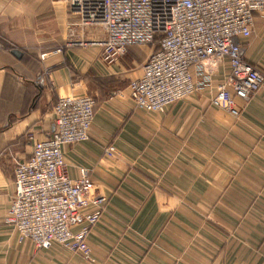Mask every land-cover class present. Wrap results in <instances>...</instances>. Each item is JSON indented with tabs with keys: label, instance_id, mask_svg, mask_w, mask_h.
I'll return each mask as SVG.
<instances>
[{
	"label": "crops",
	"instance_id": "1",
	"mask_svg": "<svg viewBox=\"0 0 264 264\" xmlns=\"http://www.w3.org/2000/svg\"><path fill=\"white\" fill-rule=\"evenodd\" d=\"M102 35L100 27H81L64 0H0V264H263L264 88L235 118L211 103L227 76L215 65L210 89L162 113L140 110L129 82L147 55L130 47L109 63L90 43ZM70 39L75 43L65 46ZM244 48L264 72L261 16ZM80 94L94 99L90 136L63 151L70 177L87 168L91 194L106 200L87 235L93 261L37 248L5 222L15 164L30 152L28 134L47 138L59 97ZM108 143L114 157L104 155ZM80 219L74 231L84 225Z\"/></svg>",
	"mask_w": 264,
	"mask_h": 264
},
{
	"label": "built area",
	"instance_id": "2",
	"mask_svg": "<svg viewBox=\"0 0 264 264\" xmlns=\"http://www.w3.org/2000/svg\"><path fill=\"white\" fill-rule=\"evenodd\" d=\"M64 2L81 27L103 30L90 43L102 48L107 62H115L130 47L150 46L141 74L129 82L137 109L162 113L167 105L210 89V67L215 65L224 66L227 76L215 86L211 103L235 118L264 88V72L246 59L244 48L255 16L264 19V0ZM74 26L68 25L70 38L76 35ZM73 43L70 39L65 46ZM94 113L90 95L59 97L50 135L38 139L28 134L30 152L15 164L14 193L5 217L19 239H28L37 248L77 252L87 261H93L87 235L100 220L106 200L91 194L87 168L79 167V177H70L63 147L89 139ZM115 153L113 144L105 145V156ZM77 218L84 225L74 231Z\"/></svg>",
	"mask_w": 264,
	"mask_h": 264
},
{
	"label": "rangeland",
	"instance_id": "3",
	"mask_svg": "<svg viewBox=\"0 0 264 264\" xmlns=\"http://www.w3.org/2000/svg\"><path fill=\"white\" fill-rule=\"evenodd\" d=\"M3 45H5V47L9 48V49H13L15 48L12 44H4L2 43ZM133 47H136L137 49H139V51L144 54V56L148 55L150 52H151V48L150 46H146V45H142V46H133ZM146 53V54H145ZM147 57V56H146ZM251 204L250 206L254 207L255 205H257L256 201H257V197L254 196V197H251ZM264 264V263H263Z\"/></svg>",
	"mask_w": 264,
	"mask_h": 264
},
{
	"label": "water",
	"instance_id": "4",
	"mask_svg": "<svg viewBox=\"0 0 264 264\" xmlns=\"http://www.w3.org/2000/svg\"><path fill=\"white\" fill-rule=\"evenodd\" d=\"M11 53L14 55V56H16L17 58H20L21 57V55H22V52L20 51V50H18V49H12L11 50Z\"/></svg>",
	"mask_w": 264,
	"mask_h": 264
}]
</instances>
